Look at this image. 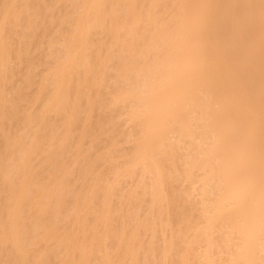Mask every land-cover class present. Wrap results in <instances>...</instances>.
Returning a JSON list of instances; mask_svg holds the SVG:
<instances>
[{"label": "bare ground", "instance_id": "1", "mask_svg": "<svg viewBox=\"0 0 264 264\" xmlns=\"http://www.w3.org/2000/svg\"><path fill=\"white\" fill-rule=\"evenodd\" d=\"M48 1L0 3V79L7 69L14 70L7 65L14 48L5 32L12 34L22 26V35L29 38L34 17ZM72 2L75 12L62 14L72 24L65 52L50 71L51 78L41 80V90L47 79L53 89L40 109L21 113L22 86L12 88L14 97L5 94L9 86L4 92L0 84V247H8L7 264L49 263L51 252L33 247L52 240L64 246L70 264H91L95 252H102L92 260L95 264H137V230L129 235L90 233L79 207L88 205L87 196L72 200L79 214L76 224L60 232L57 216L67 200L66 178L59 180L53 171L41 180L32 162L45 141L52 153L42 160L60 163L65 148L52 112L68 133L79 118L82 98L87 97L91 110L110 78L113 99L132 103L130 115L139 125L133 162L153 175V201L163 198L171 137L176 135L180 149H190L185 157L188 176L200 172L201 203L208 214L197 236L212 243V230L224 229L226 241L239 240L231 264L264 263V0ZM93 31L104 37L93 40ZM30 77L23 83H32ZM16 116L25 134H10L1 121ZM97 219L106 221L107 216L103 212ZM110 236L120 238L113 252L105 245ZM127 254L130 262L125 263L121 256Z\"/></svg>", "mask_w": 264, "mask_h": 264}, {"label": "rangeland", "instance_id": "2", "mask_svg": "<svg viewBox=\"0 0 264 264\" xmlns=\"http://www.w3.org/2000/svg\"><path fill=\"white\" fill-rule=\"evenodd\" d=\"M2 1L4 0H0V3ZM44 3L46 2H42ZM48 3L51 4L48 5ZM46 6L47 8L44 9L40 5L44 11L34 17L38 23L33 25L35 28L32 27L30 33L33 37H31L32 42L30 35L29 38L22 35V26H18L17 31L12 34L5 32L7 41L10 42L12 49L14 48L12 54L8 56L7 65L14 70L12 72L8 67L9 69L3 73L4 77L0 79V84L4 92L7 91L6 86H9L5 94L14 97L17 92L12 88L22 86L20 88L22 97L18 101L21 113L37 111L46 102L53 86L47 79L45 89L41 90V80L47 77L46 75L51 78L49 73L64 55V41L72 28L70 20L62 18L64 13L75 12L72 0H51ZM103 37L100 32L92 33L95 41ZM30 42L33 46L29 44ZM17 50L20 51V55H16ZM23 54L28 58L25 59ZM27 59L30 60L29 63ZM114 60L117 59L114 58ZM23 68L27 72L22 71ZM83 68V66L80 67V69ZM33 72L35 74L37 72L36 76ZM110 72L113 73L114 70L111 69ZM11 73L14 76L10 75L12 78L10 81L8 76ZM27 73L31 75L30 79L33 81L28 85L27 82L23 83L29 77ZM23 75L25 79L20 78ZM114 86V78H110L94 97L91 110L87 97L82 98L79 118L68 126V133L63 132L64 127L60 116L52 112V121L57 127L56 132L61 136L65 148L59 164L55 165L50 161L42 160L43 156L52 153L45 141L39 153L33 157L32 162L36 165L38 178L41 180H47L53 171L56 172L59 180L63 176L66 178L63 190L67 200L57 216L60 232L76 224L75 218L79 214L74 211L72 200L74 198L81 200L87 196L88 205L80 203L79 207L84 215L81 219L87 223L90 233L98 231V234H103L107 231H118L129 235L133 230H137V264H231V252L237 250L235 245L239 241L237 237L228 242L225 230L217 228L211 232L212 243H207L197 236V232L205 227L208 214L201 203L200 172L195 171L193 175L188 176L185 157L190 149L187 146L180 149L176 135L171 137L173 145L170 160L165 167L167 178L164 183L163 198L161 201H153V175L144 173L141 164L133 162L139 125L130 115L132 103L115 101L112 94ZM1 121L12 135L26 133L20 116ZM1 146L0 136V149ZM57 185H60L59 181ZM2 198L3 194L0 196V199ZM68 202H70L69 205H67ZM51 204L52 207L56 205L54 201ZM103 212L107 216L106 221L97 219ZM47 215L52 216L53 212L49 211ZM110 237L106 238L105 245L109 246L113 252L117 250L116 244L120 238ZM38 249L51 252L50 261L47 264H70L64 246L54 240L33 247V251ZM7 252V245L0 247V264H7ZM101 253L92 254L90 263L95 264L93 262L95 255L97 258ZM206 254L210 257L209 261ZM121 257L125 263L130 262L128 254ZM223 257L226 258L223 259ZM30 260L34 259L31 257ZM261 264L264 263L261 262Z\"/></svg>", "mask_w": 264, "mask_h": 264}]
</instances>
